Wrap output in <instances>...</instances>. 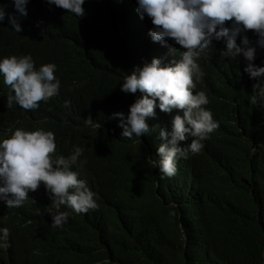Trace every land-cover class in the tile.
I'll return each mask as SVG.
<instances>
[{"label": "clouds", "instance_id": "9594fccd", "mask_svg": "<svg viewBox=\"0 0 264 264\" xmlns=\"http://www.w3.org/2000/svg\"><path fill=\"white\" fill-rule=\"evenodd\" d=\"M1 28L0 252L13 251L10 264L31 236L57 247L70 215L89 218L127 179L84 157V131L142 144L158 177L177 179L233 89L264 106V0H0ZM30 206L46 220L19 214Z\"/></svg>", "mask_w": 264, "mask_h": 264}, {"label": "trees", "instance_id": "16d2710c", "mask_svg": "<svg viewBox=\"0 0 264 264\" xmlns=\"http://www.w3.org/2000/svg\"><path fill=\"white\" fill-rule=\"evenodd\" d=\"M4 29L0 47L7 46ZM251 95L244 88L215 113L218 128L188 155L177 179L158 177L142 144L101 142L86 131L79 141L84 157L108 178L127 173V179L121 189L108 187L89 218L70 215L57 247L41 236L26 238L13 264H264V106L254 105ZM19 214L46 220L41 207ZM12 255L0 252V264H10Z\"/></svg>", "mask_w": 264, "mask_h": 264}, {"label": "bare ground", "instance_id": "6f19581e", "mask_svg": "<svg viewBox=\"0 0 264 264\" xmlns=\"http://www.w3.org/2000/svg\"><path fill=\"white\" fill-rule=\"evenodd\" d=\"M141 30V29H140ZM129 46H131L132 44H128ZM177 47H180L179 45H176ZM236 95H239L240 93L238 92V89H233L232 90ZM15 120V119H14ZM260 120H258V127H259V129L261 128L260 127ZM84 135H86V131H84ZM83 135V136H84ZM82 136V137H83ZM87 136V135H86ZM150 138L151 137H149V136H146V141H149V145H151V146H153L154 148L157 146L156 145V143L155 142H153V141H150ZM84 140H85V138H84ZM72 141H73V136H70L69 138H68V140H66V142H65V146H66V148H67V150H69V151H72V149H73V145H72ZM77 146H80V144H77ZM112 148V147H111ZM157 148V147H156ZM155 153H156V151H155ZM183 196V195H182ZM184 197V196H183ZM203 243V242H202ZM201 243V244H202Z\"/></svg>", "mask_w": 264, "mask_h": 264}]
</instances>
